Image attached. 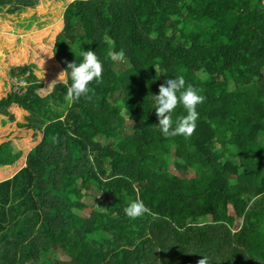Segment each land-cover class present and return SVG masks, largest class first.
Instances as JSON below:
<instances>
[{"label":"trees","instance_id":"trees-1","mask_svg":"<svg viewBox=\"0 0 264 264\" xmlns=\"http://www.w3.org/2000/svg\"><path fill=\"white\" fill-rule=\"evenodd\" d=\"M67 1L56 73L91 50L102 83L69 104L35 64L10 69L17 91L1 79L0 264H264V0ZM179 75L205 100L190 137L165 138L152 95ZM14 125L41 140L27 156ZM137 197L155 217L125 215Z\"/></svg>","mask_w":264,"mask_h":264},{"label":"rangeland","instance_id":"rangeland-1","mask_svg":"<svg viewBox=\"0 0 264 264\" xmlns=\"http://www.w3.org/2000/svg\"><path fill=\"white\" fill-rule=\"evenodd\" d=\"M54 2L55 0H41L35 9L28 10L29 14L26 15L29 17L27 16L25 19L24 11L18 13L16 17V14L9 15L8 8H0V83L2 78L10 77L11 68L35 64V73L46 86L39 92L41 94L51 92L53 88L45 89L58 76L56 69L59 68V62L54 52V45L57 35L63 29V18L59 10L64 11L68 6L55 9ZM67 2H72V0ZM9 82L11 85H15L14 90L20 88L19 84L26 83L11 77ZM17 116L18 120H22L19 110ZM13 128L16 133L10 135L11 129L8 128V137L19 149L26 151L27 156L41 140L36 143L31 131L20 132V130H16L15 125ZM230 213L233 214L232 209ZM205 222L208 220L203 221V223Z\"/></svg>","mask_w":264,"mask_h":264},{"label":"clouds","instance_id":"clouds-1","mask_svg":"<svg viewBox=\"0 0 264 264\" xmlns=\"http://www.w3.org/2000/svg\"><path fill=\"white\" fill-rule=\"evenodd\" d=\"M79 55L82 57L81 62L77 63L76 60L73 62L65 61L66 68L45 89L53 88L58 83L65 84V100L69 104L78 101L82 96H86L88 100H91L92 96L89 95L92 91L89 87L90 83L94 80L97 84L102 83L101 77L104 69L96 52L81 50ZM108 57L113 62H124L125 53L123 49L119 51L110 50ZM69 79L71 81L70 84L67 83ZM19 85L26 87L27 84ZM152 99L155 102L156 116L159 121L156 125L165 138L176 136L187 138L194 133L196 122L199 118L197 106L204 102L205 97L200 95L199 90L191 84L186 85L183 75L167 79L166 86L161 84L159 93L152 95ZM178 106L185 110L186 115L177 116L174 121L172 114ZM123 211L129 219H137L145 214L153 217L156 215L146 207L139 197L131 201ZM197 264H210V259L207 256H203L202 259L197 261Z\"/></svg>","mask_w":264,"mask_h":264}]
</instances>
